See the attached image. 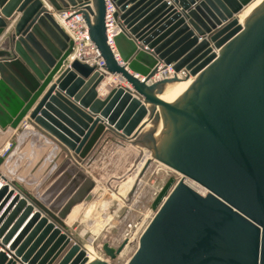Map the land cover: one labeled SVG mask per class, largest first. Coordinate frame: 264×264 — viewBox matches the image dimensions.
Masks as SVG:
<instances>
[{
  "label": "water",
  "instance_id": "1",
  "mask_svg": "<svg viewBox=\"0 0 264 264\" xmlns=\"http://www.w3.org/2000/svg\"><path fill=\"white\" fill-rule=\"evenodd\" d=\"M111 1L117 54L106 0H0V127L27 118L58 147L39 188L5 174L0 154V264H264V1L243 23L252 0ZM68 9L83 13L104 72L66 64L74 42L55 13ZM170 65L175 76L155 78ZM111 75L128 85L100 97ZM109 132L151 153L103 243L111 263L89 261L67 222L95 196L82 167Z\"/></svg>",
  "mask_w": 264,
  "mask_h": 264
},
{
  "label": "rangeland",
  "instance_id": "2",
  "mask_svg": "<svg viewBox=\"0 0 264 264\" xmlns=\"http://www.w3.org/2000/svg\"><path fill=\"white\" fill-rule=\"evenodd\" d=\"M103 86L109 87L111 84L104 82ZM22 132V128L0 131V148L6 143H11V149L6 156L7 164L16 169L15 176L12 177L39 188L56 168L55 154L50 151L44 138L38 135L25 136ZM139 150L132 147L122 149L116 144L106 149L98 148L95 150L93 160L86 165L91 177L96 181L95 196L91 202L78 205L67 222L69 232L85 246L89 257L96 255L108 261L103 243L127 212L128 207L122 199L139 178L151 157L148 149ZM146 154L149 158L145 162L143 159ZM153 162L183 177L172 168L158 161ZM51 194L52 192L46 195L44 193V196L49 199Z\"/></svg>",
  "mask_w": 264,
  "mask_h": 264
},
{
  "label": "built area",
  "instance_id": "3",
  "mask_svg": "<svg viewBox=\"0 0 264 264\" xmlns=\"http://www.w3.org/2000/svg\"><path fill=\"white\" fill-rule=\"evenodd\" d=\"M106 2H107L106 26H107L108 42L111 45L113 51L117 54L114 37L121 31L114 16V13L116 12L117 8L115 7L114 3L111 0H106ZM55 18L74 42L73 51L69 54L66 64L69 65L74 60H80L89 63L90 65L97 64L99 70L104 72L105 70L103 69V66L105 64V61L101 57L97 46L95 45L89 34L88 25L83 16V13L75 9H68L55 13ZM175 74H176L175 70L170 65L167 67V69L160 71L155 76V78H170L175 76ZM178 75L183 76L181 75V73H179ZM114 76H115V80L112 78L114 82L116 84H122L123 81H120L118 76L116 75ZM27 122H28L27 118L24 119L17 129L22 128L23 131L27 130V124H28ZM0 131H6V130H3L0 127ZM10 149H11V143L9 142L8 149L2 151V149L0 148V154L7 155Z\"/></svg>",
  "mask_w": 264,
  "mask_h": 264
},
{
  "label": "crops",
  "instance_id": "4",
  "mask_svg": "<svg viewBox=\"0 0 264 264\" xmlns=\"http://www.w3.org/2000/svg\"><path fill=\"white\" fill-rule=\"evenodd\" d=\"M15 15H18V14L16 13ZM112 78L115 80V76L114 75H112ZM113 79L108 78L105 82H107L108 84H112L111 82H113L112 81ZM114 84L116 85V83H114ZM103 85H104V83H102L98 87V91H99V96L100 97H105L108 94L109 90L112 88V86H114L113 84L111 86H109V87H104ZM122 85L123 86H127L128 83L127 82H122ZM43 94L40 96V98L43 96ZM40 98L38 99V101L36 102V104L39 102ZM22 133H24L25 136H35V135L41 136V138H44V142L46 143V145H48V148H50V151L51 152H54L55 155L57 154V150H58L57 144L54 143L52 140H50V138L47 135L42 134V133L38 132V130H34V129H27V130H24ZM113 144H116L119 148H122V149H127L128 147H132V148H135V149H138L139 150V148L137 146H134L130 142H127L125 140H122L121 138H119L118 136H116V135H114V134H112L110 132L105 135V137L103 138V140L101 141V143L98 145L97 149L98 148L99 149L100 148H105L106 149L107 147H109V146H111ZM8 145H9V143H7V145L2 149V151L4 149L8 148ZM86 165L87 164H84L82 169L88 175H90L91 173L89 172V170H88V168H87ZM15 170L16 169H15L14 166H12L10 164H7L6 169L4 170V173L5 174H10L11 176H15L14 175ZM59 191L60 190H58V192Z\"/></svg>",
  "mask_w": 264,
  "mask_h": 264
},
{
  "label": "bare ground",
  "instance_id": "5",
  "mask_svg": "<svg viewBox=\"0 0 264 264\" xmlns=\"http://www.w3.org/2000/svg\"><path fill=\"white\" fill-rule=\"evenodd\" d=\"M264 0H252V2L250 4H248L243 10L242 12L240 13L239 15V18H240V22L243 23L245 21V19L258 7L260 6V4L263 2ZM193 80V77H191L190 79L186 80V79H183V80H180L170 86H168L166 88V90L160 95V97L168 102H171L173 100H175L180 94H182L186 89L187 87L189 86V84L192 82ZM7 145V143L5 145H3L1 147V149H3L5 146ZM9 147V145H8ZM8 149V148H6ZM6 149H4L3 151H5ZM10 154V153H9ZM149 158L148 154H146V156L144 157V161ZM147 161V160H146ZM145 161V162H146ZM143 162V161H142ZM142 165V163H141ZM141 167V166H140ZM187 182L190 184V180H187ZM77 207V206H76ZM75 207V208H76ZM74 208V209H75ZM92 208V207H91ZM73 209V210H74ZM93 210V209H92ZM73 212V211H72ZM71 215V214H70ZM69 215V216H70ZM69 218V217H68ZM88 253V251H87ZM89 256V255H88ZM101 258L99 256H90L89 257V261H93L97 258ZM103 259V258H101Z\"/></svg>",
  "mask_w": 264,
  "mask_h": 264
}]
</instances>
